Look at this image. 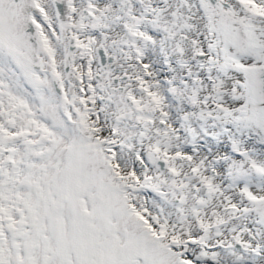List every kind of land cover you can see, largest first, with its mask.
I'll return each mask as SVG.
<instances>
[{
  "label": "snow or ice",
  "instance_id": "6c2138e0",
  "mask_svg": "<svg viewBox=\"0 0 264 264\" xmlns=\"http://www.w3.org/2000/svg\"><path fill=\"white\" fill-rule=\"evenodd\" d=\"M0 264H264V0H0Z\"/></svg>",
  "mask_w": 264,
  "mask_h": 264
}]
</instances>
